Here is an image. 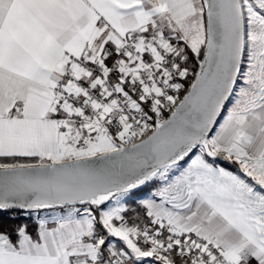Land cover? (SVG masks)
<instances>
[{
	"label": "snow or ice",
	"instance_id": "6c2138e0",
	"mask_svg": "<svg viewBox=\"0 0 264 264\" xmlns=\"http://www.w3.org/2000/svg\"><path fill=\"white\" fill-rule=\"evenodd\" d=\"M0 264H264V0H0Z\"/></svg>",
	"mask_w": 264,
	"mask_h": 264
},
{
	"label": "trees",
	"instance_id": "16d2710c",
	"mask_svg": "<svg viewBox=\"0 0 264 264\" xmlns=\"http://www.w3.org/2000/svg\"><path fill=\"white\" fill-rule=\"evenodd\" d=\"M9 215H15V219L13 220H7V217L5 218L7 222L10 224L14 225L16 223L30 222V221H26L23 215H20V214H9Z\"/></svg>",
	"mask_w": 264,
	"mask_h": 264
}]
</instances>
